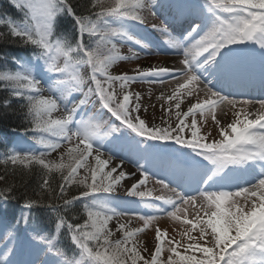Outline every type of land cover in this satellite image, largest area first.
<instances>
[{
	"label": "snow or ice",
	"instance_id": "snow-or-ice-1",
	"mask_svg": "<svg viewBox=\"0 0 264 264\" xmlns=\"http://www.w3.org/2000/svg\"><path fill=\"white\" fill-rule=\"evenodd\" d=\"M12 4L23 15L19 21L0 18V41L11 38L32 53L29 59L13 57L14 68L0 67V91L8 93L2 106L21 101L41 150L10 149L0 165L24 174L38 168L42 182L37 198L25 199L26 213L11 221L0 216V264H264V99H237L224 92L251 80L257 64L264 90V0H203L187 13L182 0H175L168 7L176 14L151 27L180 55V67L136 65L129 70L133 74L115 75L118 62L138 60L153 47L136 28L147 24L148 16L159 18L163 5L158 0H91L81 14L70 0ZM64 14L74 22V37L57 32V18ZM123 45L130 55L120 54ZM169 75L175 86L158 99L162 112L177 122L173 126L162 117L166 127L149 126L140 116L142 97L131 85L164 84ZM221 106L235 117L226 127L216 115ZM206 113L222 139L206 142L200 134L196 117ZM186 129L190 136L182 135ZM121 138L146 160L173 153L162 162L175 179L154 180L160 195L147 187L156 173L144 164L128 173L123 159L106 149ZM62 147L56 159H48ZM126 178L133 182L125 195L140 198L153 214L129 213L113 204ZM12 192L11 185L0 188V202L14 200ZM186 206L192 207L193 219L179 215L187 214ZM40 207L51 212V232L32 224L31 210ZM157 214L190 225L181 233L188 242L181 245L156 226L154 249L138 246L137 235L153 225ZM121 217L130 219L121 222ZM132 219L142 226L133 227ZM22 230L26 245L20 241ZM194 230L198 236L191 234ZM62 234L71 251L63 246Z\"/></svg>",
	"mask_w": 264,
	"mask_h": 264
},
{
	"label": "rangeland",
	"instance_id": "rangeland-1",
	"mask_svg": "<svg viewBox=\"0 0 264 264\" xmlns=\"http://www.w3.org/2000/svg\"><path fill=\"white\" fill-rule=\"evenodd\" d=\"M165 2L166 4L163 5V8L157 9L159 18L153 19L151 16H148V23L145 24L147 27L138 26L136 28L138 32H140L142 35H144L148 40L152 42L153 47L158 46L159 48L157 49H153V47L150 48L148 50V54H145V52H141L140 59L138 60L118 62V64L114 66L115 68V72L113 73L114 75L120 74L123 71H129L130 69L134 68L136 65H140L141 67L144 68L153 65L157 67H161V66L168 67L170 69H178L180 67L178 63V61L181 58L180 55H178L175 50L170 49L168 45L164 43L165 38L162 37L159 32L154 31L151 27V24L153 23L159 24L161 20H163L165 17H171L176 14L175 7L172 8L168 7L169 4L174 5L175 0H167V1L158 0V3L164 4ZM182 2L186 5L185 12L187 13L188 11L191 10L189 6H191L192 4L191 2H194V0H189V1L182 0ZM197 2L202 3L203 0ZM192 7L194 8L193 5ZM173 27H176V25H173ZM173 34L176 35L177 33L174 32ZM120 54L130 55L129 46L128 45L121 46ZM172 56L178 57L177 60H172L171 59ZM169 58L171 59L170 60L171 64L167 63L168 64L167 65L166 62ZM164 79L166 81L164 84H159V83L148 84L144 82H137L131 85V90L140 93L142 97L141 100L142 108L140 111V116L141 118L145 119V121L149 124V126H151L153 123L161 127L167 126L166 124H162L161 118L157 116L158 112L160 111L162 112L161 104L163 103V101L159 100L158 97L161 95V93H164L165 95L170 94L171 89L175 86V81L172 79L171 75L164 77ZM252 82H253V78L251 80H246L241 84L233 86L231 88H225L224 92L235 93L237 99H246V98L264 99V90H263V95H260V93H258L259 89H255V91H252V86H251ZM257 83L260 84L259 79ZM201 98L203 99V94H201ZM256 107L258 108V105ZM145 109H147V111H145ZM181 110L182 111L187 110V103L182 105ZM249 110L255 111V109H251V108ZM162 115L165 118V120H168V122L173 126L177 122L174 115L170 120L167 117V115H165L163 112ZM216 115L217 118L221 121V125H220L221 127H226L227 124H229L235 118L233 115V110L227 106L219 107L216 111ZM242 118L243 117L241 116V119ZM249 118L254 119L255 117L250 116ZM196 119L198 121L197 127L200 128V134L205 135L207 137L206 142L222 139V137L219 136V129L212 121L210 114L206 113L205 117L203 118L199 114H197ZM187 122L188 123L191 122V117L187 119ZM190 134L191 131L189 129H186L185 133L182 135L190 136ZM37 147L38 145H36L34 141L33 143H29L26 139H23L21 137H17L15 141V149L17 150L35 149ZM64 147H67V145H65ZM64 147L58 149L56 152L59 153L60 151H63ZM106 149L114 150L117 153V155L123 159L124 170L128 173H135L137 167L140 164H144L151 172L156 173V177L150 179L147 184V187L153 190L154 196L161 194L160 186L155 184L154 182L155 178H165L166 180L175 179L171 170L168 169L162 162L164 159H166L168 156L172 154L170 152L167 154L157 155L155 157H149L146 160L138 156L134 151H132L129 148L126 138H121L120 140L115 141L112 144L106 145ZM186 180L187 178L185 177L184 181L181 182L183 183ZM132 182H133L132 178H126L125 180L121 181V184L124 187H118V191L115 194H113V204L117 206L118 210H125L128 211L129 213L136 212L139 214H153L151 210L144 208L143 204L140 201V198L128 197L125 195L124 188L130 186ZM163 194L168 195V193L166 192ZM146 199H151V198H146ZM238 199H241V202H243L242 198H238ZM157 203H161V202H157ZM186 207H188L187 214L181 212L179 213V215L182 217V219L184 218L185 215H187L188 219H193L192 207L191 206H186ZM157 215L159 216V218L153 223V225L149 227L145 232L137 235L136 240L138 246L143 248L144 245H147L149 251H152L154 249V235H155L154 229L156 226H159V228L167 231V238H171L174 239L175 241L181 242V245L188 242L187 238L183 237L181 233L184 231L185 228L190 227V225H184L181 221H175L169 218L167 215H160V214ZM119 219L121 222H125L128 219H130V217H121ZM142 223L143 222L138 219H132L133 227H141ZM115 224L116 221L114 220L111 222L110 226L113 227V229H115ZM191 234L193 236H198V231L194 230ZM165 246H167V239L165 240ZM179 250L183 251V247L181 246ZM145 255H147V253H145ZM163 255L166 258L168 253L165 252ZM197 255H199V253H197Z\"/></svg>",
	"mask_w": 264,
	"mask_h": 264
},
{
	"label": "trees",
	"instance_id": "trees-1",
	"mask_svg": "<svg viewBox=\"0 0 264 264\" xmlns=\"http://www.w3.org/2000/svg\"><path fill=\"white\" fill-rule=\"evenodd\" d=\"M164 1V0H161ZM201 1V0H194ZM77 14H81L90 5L91 0H70ZM163 5V4H162ZM22 12L17 10L12 0H0V18H12L19 21L22 18ZM74 22L70 16L64 14L57 18V32L60 34H67L70 38L75 36ZM3 30V29H0ZM11 38H5L0 41V67L14 68L15 65L12 63V58L27 59L30 58L32 49L20 45L18 42H10ZM115 68H113V73ZM129 74H132L129 71ZM8 98L6 91H0V158H3L10 149L15 148V141L17 137L26 139L29 143H33L32 135L28 123L24 118V112L22 110L21 101L18 99H12L10 107H3V101ZM158 117L162 118V112H158ZM164 118V117H163ZM165 119V118H164ZM35 142V141H34ZM150 143H164V142H150ZM168 144L172 145L173 148H179L174 142L168 141ZM35 150H41L38 146ZM171 153V152H170ZM173 154V153H172ZM58 153H51L48 159H56ZM9 171H5V168ZM0 176H4V179L0 181V188L11 185L13 187L12 195L15 197L7 205L0 202V216L6 217L9 221L13 217L19 218L20 215L26 213L27 210L22 208L25 199L37 198L36 193L39 191V184L41 181L40 170L33 168L31 174H24L17 171L11 170V165L5 166L0 165ZM70 193L75 194L74 189H70ZM43 204H47V200L42 201ZM79 204H77V209ZM31 220L34 227L51 232L53 229V220L51 212L47 207L33 208L31 210ZM23 229V225H20ZM20 241L22 244H27L26 234L22 230L20 232ZM119 238V235L118 237ZM63 246L71 251L66 235H61Z\"/></svg>",
	"mask_w": 264,
	"mask_h": 264
},
{
	"label": "bare ground",
	"instance_id": "bare-ground-1",
	"mask_svg": "<svg viewBox=\"0 0 264 264\" xmlns=\"http://www.w3.org/2000/svg\"><path fill=\"white\" fill-rule=\"evenodd\" d=\"M157 48H159V47H158V46H154V47H153V49H157ZM177 58H178V57H176V56H172V57H171L172 60H177ZM171 59L169 58V59L167 60L166 64H167V63H168V64H171V62H170ZM168 64H167V65H168ZM255 74H257V75L259 76V67H258V64H257V66H256ZM259 91H262L261 88H259Z\"/></svg>",
	"mask_w": 264,
	"mask_h": 264
}]
</instances>
